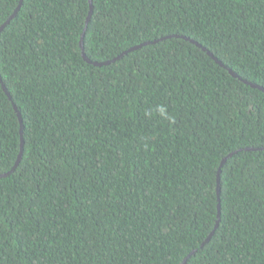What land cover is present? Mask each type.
<instances>
[{
    "label": "trees",
    "instance_id": "16d2710c",
    "mask_svg": "<svg viewBox=\"0 0 264 264\" xmlns=\"http://www.w3.org/2000/svg\"><path fill=\"white\" fill-rule=\"evenodd\" d=\"M20 2L0 264H264V0H92L93 63L150 43L102 67L90 0H0V27Z\"/></svg>",
    "mask_w": 264,
    "mask_h": 264
},
{
    "label": "water",
    "instance_id": "95a60500",
    "mask_svg": "<svg viewBox=\"0 0 264 264\" xmlns=\"http://www.w3.org/2000/svg\"><path fill=\"white\" fill-rule=\"evenodd\" d=\"M90 4H91L90 13H89V16H88V18H87L86 27H85V29H84V33H83V35H82V40H81V49H82V51H83V57H84V59H85L88 63L93 64L94 66H97V67L107 66V65H109L110 63H112V62H116L117 60L121 59L124 55H126V54H128V53H130V52H132V51H135V50H137V49H140V48H142L143 46H146V45H149V44H150V43H146V44H142V45H139V46H135V47L129 49L128 51L124 52L123 54L119 55L117 58H115V59L112 60V61H107V62H104V63H97V62L93 63L90 59H88V58L86 57V55H85V53H84V44H83V38H84V36H85L87 26H88V24H89V22H90V20H91V18H92V14H93L92 0H90ZM20 7H21V2H20L19 7L17 8V10H16V11L14 12V14L11 16V18H10L5 24H3V25L0 27V33H1V31L6 27V25L9 23V21H10L11 19H13V18L16 16V14H17V12L19 11ZM186 39L189 40V41H191L192 43L196 44L198 47H201V48H202L204 51H206V52L208 53V55L211 56V57H212V58H213L218 64H220L221 66H224V65H223V64H222V63H221V62H220V61H219V60H218V59H217V58H216L211 52H209V51H208L206 48H204L202 45L198 44L196 41H194V40H192V39H189V38H186ZM224 67H225V66H224ZM229 72H230L234 77H238V75H236L232 70H229ZM0 82L2 83L1 78H0ZM245 83L251 85L253 88H258V89L264 91V88L261 87V86H258V85H256V84H253V83H250V82H247V81H245ZM2 86H3L4 90L7 92V89H6V87H5V85H4L3 83H2ZM14 108H15V110H16L18 116H19L20 123H21V152H20V155H19V157H18V160H17L16 165L14 166V168H13L10 172H8V173L0 174V178H4V177H7V176L10 175V173H12V172L18 167V165H19V163H20V161H21V159H22V155H23V147H24V140H23V121H22V116H21L20 112L18 111L17 107L14 106ZM225 162H226V159H224V160L222 161L221 165H220L219 173H218V180H217V196H218V201H219V204H218V216H219V218H220V215H221V204H220V195H221L220 174H221L222 166L224 165ZM218 225H219V221H218V223H217V227H218ZM217 227H216V228H217ZM213 234H214V232L211 234V236L208 238V240H207V241H206L201 247H203L207 242H209V240L211 239V237H212ZM195 252H196V251L192 252V253H191V254H190V255H189V256L183 261L182 264H186L188 258L191 257V255L195 254Z\"/></svg>",
    "mask_w": 264,
    "mask_h": 264
}]
</instances>
